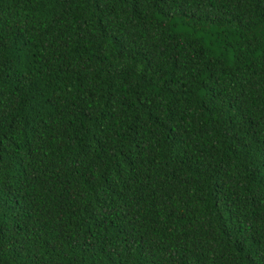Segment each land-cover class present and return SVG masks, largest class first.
<instances>
[{
    "label": "trees",
    "instance_id": "1",
    "mask_svg": "<svg viewBox=\"0 0 264 264\" xmlns=\"http://www.w3.org/2000/svg\"><path fill=\"white\" fill-rule=\"evenodd\" d=\"M0 264H264V0H0Z\"/></svg>",
    "mask_w": 264,
    "mask_h": 264
}]
</instances>
